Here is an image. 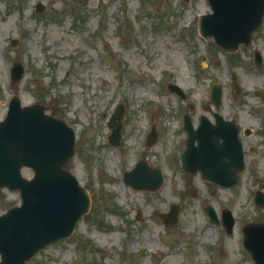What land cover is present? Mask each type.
<instances>
[{
	"label": "rangeland",
	"instance_id": "374dc122",
	"mask_svg": "<svg viewBox=\"0 0 264 264\" xmlns=\"http://www.w3.org/2000/svg\"><path fill=\"white\" fill-rule=\"evenodd\" d=\"M208 12L207 0H0V120L14 94L64 119L75 133L74 154L64 166L90 196L71 235L28 263L255 264L242 245L241 226L264 222V208L253 200L256 189L264 194V102L254 94L264 95V14L249 45L229 53L199 33L197 18ZM15 61L24 74L11 83ZM167 81L178 84L185 99L170 92ZM213 82L222 89L217 112L234 119L244 148L245 168L231 187L179 165L182 116L189 113L194 125L209 115ZM118 103L124 112L115 146L107 140V121ZM152 124L157 139L146 146ZM139 159L160 169L158 189L123 182V172ZM22 174L33 172L22 168ZM19 203L17 191L0 188V214ZM170 203L178 205L177 220L165 226L159 213ZM206 204L218 217L221 208L231 210L232 233L209 221Z\"/></svg>",
	"mask_w": 264,
	"mask_h": 264
},
{
	"label": "water",
	"instance_id": "95a60500",
	"mask_svg": "<svg viewBox=\"0 0 264 264\" xmlns=\"http://www.w3.org/2000/svg\"><path fill=\"white\" fill-rule=\"evenodd\" d=\"M212 13L200 15L198 28L201 34L211 35L227 51H234L238 44L246 45L250 34L262 21L264 0H208ZM42 6L36 4V10ZM260 61L255 53V62ZM24 66L13 63L11 82L21 79ZM167 87L181 96V89L171 82ZM262 97V96H261ZM210 99L218 106L221 88L214 83ZM264 100V97H262ZM41 103L21 105L17 95L8 103L5 117L0 121V188L18 190L21 204L10 207L0 215V264L26 263L39 249L59 239L68 237L81 215L89 209L90 198L76 177L63 166L73 155L74 131L62 119L45 112ZM123 107H115L107 125L111 128L108 141L118 144ZM198 128L193 131L189 115L184 116L187 131L186 148L180 155L184 170L200 171L203 178L223 186L238 181L236 172L243 168V154L237 130L230 122L216 116L217 125L210 127L201 116ZM264 128V123H263ZM209 129V130H208ZM156 140L154 125L148 132L145 144ZM194 141L197 143L195 144ZM23 166L33 170L32 178L21 173ZM123 181L134 189L156 190L162 183L158 168H149L143 160L125 171ZM255 203L264 208V195L257 190ZM206 213L211 221L218 222L210 205ZM178 207L172 203L169 212L160 213L168 225L176 221ZM222 224L231 233L233 217L227 208L222 209ZM243 244L256 264H264V223H248L242 227Z\"/></svg>",
	"mask_w": 264,
	"mask_h": 264
},
{
	"label": "bare ground",
	"instance_id": "6f19581e",
	"mask_svg": "<svg viewBox=\"0 0 264 264\" xmlns=\"http://www.w3.org/2000/svg\"><path fill=\"white\" fill-rule=\"evenodd\" d=\"M186 70L184 68H181V70L179 71L180 73H183L185 72ZM138 91V90H137ZM106 171L108 172H113V169H111L110 167H106ZM213 234H214V231L211 227H208L204 233V236L207 237V238H213Z\"/></svg>",
	"mask_w": 264,
	"mask_h": 264
},
{
	"label": "flooded vegetation",
	"instance_id": "af4514ba",
	"mask_svg": "<svg viewBox=\"0 0 264 264\" xmlns=\"http://www.w3.org/2000/svg\"><path fill=\"white\" fill-rule=\"evenodd\" d=\"M210 108L212 109V107L208 105V107H207V112H208V114H209L210 117H211V118H209V122H210V124L213 125V124L216 123V121L214 120V114H213L212 110H210ZM209 115H208V116H209ZM198 123H199V120L193 125V127L196 128L197 125H198ZM235 124H236V122H235ZM236 126H237V130H238V134H239V133H240V127H239L237 124H236Z\"/></svg>",
	"mask_w": 264,
	"mask_h": 264
}]
</instances>
